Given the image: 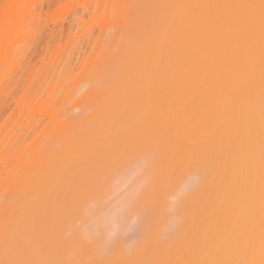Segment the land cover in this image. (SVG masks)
I'll return each instance as SVG.
<instances>
[{
    "label": "bare ground",
    "instance_id": "1",
    "mask_svg": "<svg viewBox=\"0 0 264 264\" xmlns=\"http://www.w3.org/2000/svg\"><path fill=\"white\" fill-rule=\"evenodd\" d=\"M14 1L15 0H6L8 5L6 6L7 8L4 11L5 16L1 15L5 17L3 22V27H4L3 29L5 30V32L4 31L3 32L6 35L4 37L2 36L3 38L2 37L0 38V43L1 42L9 43V40L7 42V39H11V38L13 39L16 35L15 33H19L21 30L22 20L20 22L19 18L21 17V19H23L22 15L24 13L20 14L17 12L22 10L17 9L18 6L16 3H15L16 5L14 4ZM220 1L218 7H220V3H222V1L221 2ZM32 2H34V0ZM154 2H155V11L152 12L153 19L150 18L151 13L150 15L147 14L148 15L147 17H149L150 19L148 18L147 20V18H145L147 21L144 23L145 21L144 20L141 23V27H138L139 29H137L138 31L135 34L136 38L134 37L135 38L134 48L135 47L137 48L134 50L136 52V55L134 52H132L134 53L132 54V56L134 55L133 57L134 59L132 57H131L132 59H130V61L132 60V63L130 62L131 67H129L130 64L126 65L129 68V70H127L128 68L124 66L123 69L125 71L123 72L122 70L123 73L120 71L122 73L119 76L120 79H116L115 80L116 83L111 84L112 86L115 85L114 88H117L115 90L117 93L116 94L117 97L120 98V100L122 99L121 100L122 104L124 105L126 104V105L122 108L119 107L120 101L119 103L115 102L116 104H118L117 105L118 107L116 105L114 107L117 108L119 112L118 114H115L114 112L113 114L111 112L113 116L109 112V114L112 117L110 115L105 117L108 120L104 125V132H103L104 135H102V137L93 138L91 137L90 134L89 138L84 139L85 138L84 137L80 139L82 141L78 142L73 147L72 151H70V154L69 153L65 154V157L63 156V158L59 159L56 165L55 162H53L54 163L53 166L52 161L54 160L52 159H51L52 167L50 164H48L49 162L47 163V166H49L47 170L49 169L50 176L47 178L46 176L45 178L42 177L43 179L39 178L41 179V181L39 180L40 183L37 184L39 186H37L34 182V186L37 188L31 186V188L33 189V193H32V189H30V196H28L29 200L26 203L27 208L25 206L26 210H24L26 214H24L23 212L24 216H22L23 215L22 214L19 218L17 217V219L19 220L12 219L10 222L11 226L9 224L6 226L3 225L5 226L4 227L5 229L8 227V231H7L8 234L10 232H12V234L10 236V244L8 246V251H6L5 255L2 254V252H1L2 255L0 254V257H2V259L0 258V264H70L71 261L77 263L80 257L79 258L76 257L77 259L74 258L75 260L78 261H75L73 259V255L76 253V251L74 252L75 250L74 245L77 243V241L75 240L74 244H73L74 241H72V244L74 246L73 247L74 254H72L71 252L70 257L69 258L65 257L66 258L65 260L62 257L63 254L62 252L64 250L61 251V247H59V244L62 242V240L59 241L58 237L55 236L58 227L57 216L58 213H60L59 211H61L59 207L62 208L61 205L63 204L61 200H64V196L66 195L68 196V194L70 196V193L72 195V193L74 194L77 191H80L81 188L84 187L83 184H85L84 181L86 180V177L90 176V174L94 173L95 171L96 172L97 171L100 172L101 170L105 171L104 168L109 167L113 163H116V165H118L117 162L121 161V159L125 156V154H128L131 150L136 148L138 149L140 148V151L142 152V147L146 146V144H148V147L145 149H147L148 152H151L150 154L152 156L151 158L150 155L148 157L151 159L149 165L151 163L150 168L152 170L151 171H149V169L147 170L145 166L147 162H145L143 166H145L148 174L139 171L140 166L138 167L137 164L135 165V167L134 166L133 168L130 167L131 169L128 168V170L125 171H122L123 169L122 167L121 171L123 173L122 172L121 173L125 178L123 177L121 178V175L119 173V176L122 180L120 179L121 182H119L118 180L117 183L119 185L116 184V186L118 185L117 195L119 194L118 192L121 189V187L119 189V186H123L122 189L124 190H122L120 195L114 196L117 197V199L115 200V198H113L115 201L112 202V204H110L105 209L99 211L94 217L92 216L93 218L89 221V223L86 225L87 227H85L84 229L87 234L88 232L86 231V229L90 230L94 234L95 233L104 234L103 239H106L111 243H113V240H118V239L121 242L120 237L124 234V232H126L127 234L128 233L127 231L130 232L134 231L136 235H138L137 233L139 232V236L140 237L143 236V240L141 237L139 238V241L140 239L142 241H144L145 239V241L143 242V244L142 241L140 242V244H142L141 246L137 244V249L135 248L137 252L133 255V257L128 259L127 257L128 255H126L127 259L126 257H124L125 258L124 259L119 257L118 254L117 257H119L118 258L119 262L117 260V262H115L114 264H264V41H263L264 39L260 40L261 38H259L258 40L256 38L259 36H257L258 33H254V31L258 26L256 28L254 26L255 28L254 30L253 24L251 22H249L251 24L246 23L247 24L246 25L243 23L245 21H243L241 22L242 24L241 25L237 23L234 20V18L230 17L229 15L230 13L228 14L222 8H216V7L214 8L213 6H217V4L214 3L216 2V0H154ZM254 2L258 4L257 1ZM225 4L227 3L225 2ZM68 5L70 7V4ZM131 5L132 3L130 4V6ZM12 6H14L17 11ZM127 6H129V4H127ZM261 6L262 8L264 7L262 4ZM260 8H258L259 11L261 10ZM9 12L11 13V15L9 14ZM8 14L10 16H8ZM17 15L19 16V18H17ZM129 15L130 14H128V16ZM259 16L261 17L260 20H262V17L264 18L262 14ZM234 17L236 19V16ZM238 17L240 18L241 16L237 15V19ZM250 18L252 17L250 16ZM255 18L253 19L255 20ZM75 24L78 23L76 22ZM237 24H239V26L241 27L242 26L244 27L245 25L247 26V27L245 26V31L242 28L243 33L248 31V29L250 28L249 30L250 32L247 33L252 34L251 32L253 29L252 36L253 37L255 36L254 38L255 40L253 39V37H248L251 38V40L253 39L252 40L253 42L250 39H248L250 41L245 40L244 39L246 37L245 34L247 33H245L244 34L245 37H243L242 35L243 33L240 34V32H238L239 28H235L238 27ZM36 30L38 32L37 27ZM40 30H42V28ZM225 30L228 31L227 33L228 38L226 37ZM79 31L80 30H78V32ZM3 32L1 34H4ZM237 32L238 34L242 35L243 38L241 39H243V41L240 39V35L238 37ZM260 32H262V30H260L259 28V33ZM35 35L33 37H37ZM58 36L59 35H57V37ZM260 36H264L263 32L261 33ZM35 39L36 38H34V40ZM0 45L3 44L1 43ZM94 48H96V46H94L92 49ZM100 52H102V50H100ZM15 58L17 59V57ZM9 73H12V70ZM29 75H31V73ZM21 76L22 73L20 77ZM85 76L83 79H85ZM33 78L32 81L34 80ZM12 82L10 78L6 79V83H8V86L9 83L12 84ZM19 82L17 84H19ZM107 84L109 85V83ZM28 87L27 89H29ZM114 88L112 87L110 89L114 90ZM75 89L77 90V87ZM106 93H108L110 96L109 92ZM32 95L33 94L30 92V96H31L30 98H32ZM35 96H37L36 93ZM110 97L107 96V101L112 102V99L114 97L112 96ZM24 99L25 97L21 99L20 102H17L18 100L15 101L17 105L21 104L19 109L22 108L21 106L25 105V104L23 105ZM89 100L90 98L88 99V101ZM123 100L125 101L124 103ZM6 103H8V101ZM120 106H122L121 103ZM114 107L113 105L111 107L113 108V111L117 110L114 109ZM111 108H108L107 110L112 111ZM119 108L121 109V111ZM2 109L4 110V108ZM21 110H23V108ZM15 111H17V109ZM0 112L2 111L0 110ZM19 113L22 115L20 111ZM27 120L29 121V119ZM12 124H14V122H12ZM4 128H6V125L4 126L3 124L2 129L0 128V131L2 130V132H0V135L1 133L5 132ZM7 133L9 134V132ZM55 147H57V145H55ZM132 153L135 154L136 152L134 153L133 151H131V155ZM143 158H145V156ZM124 160L125 159H123L122 161ZM115 166L114 168H116ZM41 169H39V171ZM141 169L143 170V168ZM45 170L46 168L44 170L42 169L43 172L48 173V171ZM36 171L38 170L36 169ZM192 171L193 173L196 172V175L198 174L199 177L197 176V178H195L197 182H195V180L193 182L194 184L197 183L196 185L194 184L192 185V183L190 182L191 185L188 187L187 184L188 181L190 180L188 178L190 177L186 179L184 178L186 177V174L188 175V173L190 172L192 173ZM138 173L140 175H138ZM95 175L96 173H94V176ZM192 176L194 175L192 174ZM26 177L29 176L26 175ZM114 178L115 177H113V179ZM116 180L117 179L115 178V181ZM87 183L90 184V182L88 181ZM107 183L109 182L107 181L106 184ZM149 184L151 185L150 188H152L151 190H153V192L151 193L149 192L148 196L145 197L142 195V189L144 188L143 193L144 192L146 193L147 188L150 186ZM112 185L115 186L114 183ZM112 185L111 187H113ZM124 185L126 188L124 187ZM102 187L104 189L103 185ZM105 187L106 189L107 188L109 189V184L108 187L106 185ZM157 187L160 188L163 187V190L161 188L160 191V189L158 190ZM186 187L188 188V190L186 189ZM153 188L156 189V192L158 194L160 193L159 196H161V192L162 195L164 193V195L161 198L159 197L161 203L163 202L166 203V198L171 197L172 201L173 198H175L177 201L178 194L185 195V197L181 196L179 198L178 200L179 210H177L176 214L174 215L176 217L178 216L179 220L176 219L175 217H172L175 219H171L172 221L171 223L168 222L169 223L168 225L171 226L172 229H175L173 230L175 231L174 232L175 237L171 239V241L175 240V242L173 241L174 242L173 244H171L172 242L168 244L171 247L169 250H165L164 248L159 247V243L156 240L152 238L148 239L149 238L148 235H150L149 233H151L152 231L154 235V230L156 229L154 222L150 223V221L156 220L157 218L154 215V214L157 215V212L155 211L156 209L154 210L152 208V203H154L152 199H155V197L152 195L154 194ZM184 188L187 190V193H184L186 192V190L184 191ZM114 192H116V189ZM113 194L111 195V197L113 196ZM150 194L152 195V199L150 198ZM35 195L37 196L35 197ZM181 198H184V200H182V203L180 201ZM145 199L146 200L148 199L147 200L148 206L151 204L150 212L148 211L150 209V206L149 208L146 207L147 204L145 205L146 203ZM19 200H21V198ZM83 201H85V199ZM148 201H151V203ZM80 202L82 203V201ZM57 203L60 204L59 207H57L58 206L56 205ZM91 204H95V201L91 202ZM159 204L160 201H157L156 205L159 206ZM174 204L172 206H174ZM78 205L79 204H77V206ZM166 205L167 204H165V206ZM81 206H83V204ZM95 206L96 204L93 207ZM100 207L102 208L101 205ZM73 209H75L74 206ZM170 209H172V207ZM153 210L154 213L152 212ZM11 211H12V207H11ZM167 212L170 211L168 210ZM74 213H76V211H74ZM71 215L73 214L71 213L70 216ZM133 216H135L134 217L135 220L132 218ZM158 219H161V217H159ZM66 222H68V219H66ZM150 224L152 225L150 226ZM73 225L75 224H72V228ZM152 226L155 229L151 228ZM78 227H75V229H78ZM66 229L68 228L66 227ZM63 230L61 234L60 232H57L56 234L59 233L60 235H62ZM169 231H171L170 228ZM146 232L148 234H146ZM71 233L68 232L69 235ZM80 233L81 232H79V234ZM8 234L7 236L6 234L4 235L5 239L2 238L3 241H6L7 239L6 237H9ZM79 234H77L76 232L75 236H78ZM157 235H159L158 227H157ZM146 236L148 240L146 239ZM71 238H72V234H71ZM2 239H0V243L2 242ZM76 239H80V236H78ZM91 239L92 238H90V240ZM66 240L69 241L68 238ZM133 240H135V238ZM139 241H137V243ZM78 244L80 245V240L78 241ZM131 244H134L133 241ZM89 245L92 244L89 243ZM76 246L78 247V245ZM118 247L119 245L117 246V248ZM71 248L72 247H70L69 249ZM128 248L125 249L128 250ZM125 249L124 250L122 249L121 251L124 252ZM130 249H132V246H130ZM86 251H89V249H87ZM125 252L123 254H125ZM85 257L81 258L82 262L80 260V263L78 262V264H98L96 262L95 263L86 262L88 260ZM84 258L86 260H84ZM68 259H70L71 261H69ZM110 261L112 262V259Z\"/></svg>",
    "mask_w": 264,
    "mask_h": 264
},
{
    "label": "rangeland",
    "instance_id": "2",
    "mask_svg": "<svg viewBox=\"0 0 264 264\" xmlns=\"http://www.w3.org/2000/svg\"><path fill=\"white\" fill-rule=\"evenodd\" d=\"M32 1L33 0H22V2H21V0H15L14 1V4L16 3L17 6H18L17 9L18 10H22V11H17L14 6H12V7H14L15 10L18 13H20V14L24 13L22 15L23 19H21V17L19 18V16H18L19 14L17 15V18L20 19V22L22 20V22H21L22 27H21V30H20L21 33L20 32L19 33H15L16 35L14 34L15 37L13 39L12 38L11 39H7V42L9 40V43L1 42L3 45H0V89H1L0 92L2 91L0 93V96L2 97V99L0 97V107H1L0 110L2 111V112H0V119L3 117L0 120V123L2 124V122H3L4 126L6 125V128H4L5 132L1 133V135H0V160H1L0 161V239L4 238L5 234H6V236L8 234V232H7L8 231V227L6 229L4 227L6 225H8V224L11 226V224H10L11 220L12 219L16 220L17 217L19 218L23 214L24 210H26L25 206L27 208V204L26 203L29 200L28 196H30V189H32L31 186H34V182L37 185L41 181V179H39V178H42V177L45 178V176L47 178V177L50 176V174H49L50 171H49V169L47 170V168L49 167V166H47V163L49 162L48 164L51 165V159H52V160H54V161H52L53 166H54L53 162H55V165H56V163H57V161L59 159L63 158V156L65 157V154H68V153L70 154V151H72L73 147L78 142L82 141L80 139H82L84 137H85L84 139H87V138L90 137V134H91V137H93V138L102 137V135H104V133H103L104 132V125L106 124V122L108 120L105 117L109 116L113 112L115 114H118L119 111L114 106L115 105L117 106L118 104H116V103H119V101H120V103L122 105V106H120V103H119V107L123 108L126 105V104L125 105L122 104V102H121L122 99L120 100V98H118L117 95H116L117 93H116L115 90L117 88H114L115 85L112 86L111 84H115L116 83L115 80L116 79H120L119 76L125 71L123 69L124 66L128 68V66H126V65L130 64L129 67H131L132 60L130 61V59H132L134 57V55L132 56V54L135 53V55H136V52L134 50L137 47L134 48V45H135V38H136L135 34L138 31L137 29H139L138 27H141V23L144 20H145L144 23L148 20L149 17H147V16L150 15V13H151V17L150 18L153 19V13L152 12L155 11V2H154V0H140L141 2L139 0H132V1L131 0L130 1L129 0L128 1L127 0H80V1L79 0L78 1L77 0H75V1L74 0H70V1L69 0H34V2H32ZM219 1L220 0H216V2H214L215 4H217V6H213L214 8L215 7L216 8H222L228 14L230 13L229 14L230 17L234 18V20L237 23H239V24H241V22L245 21V22H243L244 24H246V23L247 24H251L252 23L253 24V28H254V26H255V28L258 26L256 28V30L254 28V30H255L254 33H258V35L257 34L256 35L259 36V37H256V38L258 40H259V38H261L260 40L264 39V36H260L262 32L264 34V30H263L264 29V18L262 17V20H260L261 17L259 16L261 14L264 16V10H262V9H264V7L262 8V6H261V4L264 6V0H221L222 3H220V7H218ZM248 1H249V3H251L252 1L253 2L251 4H249ZM254 1H257L258 4L256 2H254ZM49 2H50V4H49ZM129 2L132 3L131 6H130L131 3H129ZM153 2H154V4H153ZM225 2L227 4H225ZM79 3H80L81 6L79 5ZM126 3L129 4L130 8L132 7L131 11H130L129 6H127ZM228 3H229V5H228ZM68 4H70V7H69ZM7 5L8 4H7L6 0H0V22L2 21L0 23V34L3 31L5 32V30L3 29L4 28L3 27V22H4V18L5 17H3L1 15H4V11L7 8L6 7ZM231 5H233V6H231ZM34 7H35V9H34ZM242 7L245 8V9H243ZM36 8H37V10H36ZM126 8H128V9H126ZM234 8L237 10V13H236V10ZM258 8H260L263 11V13H262L261 10L259 11ZM80 9H81V11H80ZM146 9H147V11H146ZM238 9H240L241 11L238 10ZM254 9H255V11H254ZM12 10H13V8H12ZM133 10L134 11L136 10L135 13H134ZM256 10H258V11H256ZM76 11H77V14H76ZM148 11H149V13H148ZM251 11H252V13H251ZM131 13H133L134 15L131 14ZM233 13H235V14H233ZM9 14L11 15L10 12H9ZM9 14H8V16H10ZM128 14H130V15L128 16ZM140 14H141L142 17L140 16ZM249 14H250V16L252 18H250ZM52 15H54V16H52ZM237 15L241 16V17L240 18L238 17V19H237ZM89 16H91V17H89ZM234 16H236V19H235ZM257 17H259V18H257ZM145 18H147V20ZM253 18H255V20ZM87 19H89L90 21L87 20ZM257 19H258L259 22L257 21ZM27 21H29V22H27ZM86 21H87V23H86ZM261 21H263V22H261ZM76 22L78 24H75ZM249 22H251V23H249ZM255 23H256V25H255ZM239 24H237L238 27H235V28H239L238 32H240V34H241V33H243L242 32L243 29L245 31V26L247 24L244 27L243 26L242 27L239 26ZM36 27L38 29V32L36 30ZM41 28H42V30H40ZM259 28H260V30H262V32H260V33H259ZM35 30H36L37 34L35 33ZM78 30H80V31L78 32ZM249 30H250V28L248 29V31H246V32H244L242 34L243 37H245L244 36L245 33L250 32ZM133 31H135V32H133ZM225 31H226L225 34H226V37H227L228 36L227 35L228 31L227 30H225ZM236 31H237V29H236ZM238 32H237V35L239 37L240 34H238ZM32 33H33V35H32ZM251 33L252 34H250V33L248 34L247 33L248 35L245 34L246 37L244 39L245 40H248V39L251 40V38H248V37H253L252 36L253 35V29H252ZM40 34H42V35H40ZM5 35H6L5 33L1 34L0 38L2 36L4 37ZM34 35L37 36V37H33ZM57 35H59V36L57 37ZM86 35H88V36H86ZM242 35H240V39L243 38ZM38 37H39V39H38ZM34 38H36L37 40L35 39L36 40L35 41ZM254 38H255V36L253 37V39ZM240 39H239V41H240ZM241 40L243 41V39H241ZM250 40H248V41H250ZM84 42H85V44H84ZM25 44H27L28 46L25 45ZM37 44H38V46H37ZM62 44H63V46H62ZM16 46H17L18 49L16 48ZM94 46H96V48L92 49ZM32 49H33V51H32ZM99 49L102 50V52H100ZM30 50H31V52H30ZM37 50H38V53H37ZM64 52H65V54H64ZM132 52H134V53H132ZM30 53H31V55H30ZM34 53H36V54H34ZM39 53H41V54H39ZM14 56L17 57V59ZM64 56H66V57H64ZM25 57H27V58H25ZM27 59H28V62H27ZM47 60H49V61H47ZM71 60H72V62H71ZM4 64H5V66H4ZM20 64H21V66H20ZM55 64H56V67H55ZM98 65H99V67H98ZM26 67H27V69H26ZM32 68H33V70H32ZM28 69H29V71H28ZM11 70H12V73H9V72H11ZM23 70H26V71H23ZM122 70H123V72H122ZM127 70H129V68ZM21 73H22V76H21L22 78L20 77ZM30 73H31V75H29ZM8 74H9V76H8ZM12 76H14V77H12ZM84 76H85V79H83ZM5 78L6 79L10 78L11 82L13 81L12 84L9 83V86H8V83H6V79ZM19 78H21V79H19ZM32 78L34 79L33 81H32ZM2 79H3V81H2ZM18 79H19L20 82L18 81ZM35 79H36V81H35ZM16 81H18L19 84H17L18 82H16ZM24 81H25V83H24ZM74 82H76V83H74ZM38 83H39V85H38ZM107 83H109V85ZM21 84H22V86H21ZM92 84H93V86H92ZM40 85H42V86H40ZM107 85H108L109 88L107 87ZM12 86H13V88H12ZM75 86L77 87V90L75 89L76 88ZM15 87H16V89H15ZM27 87L29 89H27ZM85 87H87V88H85ZM112 87L114 88V90L110 89ZM2 88H5V89H2ZM81 88L82 89L84 88V89L82 90ZM106 88H107L108 91L106 90ZM8 90H10V91H8ZM81 90H82V92H81ZM4 91H6V92H4ZM13 91H14V93H13ZM8 92H11V93H8ZM30 92L33 94L32 98H34V99L30 98L31 97L30 96ZM42 92H43V94H42ZM106 92H109L110 96L114 97L112 99V102L111 101L110 102L107 101V96L108 97H110V96ZM35 93H36L37 96H35ZM12 95H13L14 98L12 97ZM6 96H7V99H6ZM9 97H11V98H9ZM24 97H25L26 100L24 99L23 105L24 104L25 105L21 106L23 108V110H21L22 108L19 109L21 104L17 105L15 103V101L18 100L17 102H20L21 99H23ZM3 98H5V99H3ZM89 98H90V100L88 101ZM48 100H49V102H48ZM66 100H67V102H66ZM108 100H110V99H108ZM7 101H8V103H6ZM107 102L109 103V105H108ZM124 102L125 101L123 100V103ZM4 103H5V105H4ZM111 103H113V104H111ZM42 104H43V106H42ZM85 104H86L87 107L85 106ZM3 105H4V107H3ZM6 105H8V106H6ZM112 105H113L114 109H117V110L113 111V108H111ZM100 106H103V107H100ZM104 106H105V108H104ZM49 107H51V108H49ZM2 108H4V110ZM96 108H97V110H96ZM108 108H111L112 111L107 110ZM14 109L15 110L17 109V111H15ZM12 111H13V113H12ZM19 111L21 113L24 111L22 113L23 116L19 113ZM120 111H121V109H120ZM109 112H110V114H109ZM16 113H18V114H16ZM34 114H35V116H34ZM113 114H112V116H113ZM18 116H20V117H18ZM27 119H29V121ZM12 122H14V124H12ZM89 123H90V125H89ZM1 124H0V126L3 127V124L2 125ZM38 124H39V126H38ZM82 124H84V125H82ZM14 126H15V128H14ZM44 126H46V127H44ZM2 127H0V128L2 129ZM30 127H31V130H30ZM90 128H91V130H90ZM15 129H16V131H15ZM40 129H42V130H40ZM0 132H2V130ZM7 132H9V134ZM7 141H8V143H7ZM37 142H38V144H37ZM55 145H57V147H55ZM147 147H148V144H146V146L142 147V152L140 151V148L139 149L136 148V149L131 150L134 153L135 152L136 153L135 154L132 153V155H131V151H130L128 154H125V156L121 159V161L117 162L118 165H116V163H113L109 167L104 168L105 171L104 170L103 171L101 170L100 172H98V171L96 172L95 171L94 173H96V175H95L96 177L94 176V173L90 174V176L86 177V180L84 181L85 184H83L84 187H82L80 191H77L74 194L72 193V195L70 193V196L68 194L69 197L67 195L64 196V200H61L62 203H63L61 205L62 208L59 207L60 204H58V203L56 204V205H58L57 207H59V209L61 210V211H59L60 213H58V216H57V218H58V227H57L56 233L60 232V234H61L63 228H64V230H63L62 235H60L59 233L58 234L55 233V236L58 237L59 241L62 240V242L60 243L62 246L59 244V247H61V251L64 250L62 252L63 253L62 257L65 260H66V258L70 257V253L71 252H72V254H74L73 253V250H74L73 247L75 246L74 252L76 251V253L73 255V259L76 258V257L77 258L80 257L79 261L74 259L75 261H78L79 263H80L81 258L85 257V255H86L85 258L88 260L86 262H91V263L92 262H94V263L96 262L98 264H114L115 262H117L119 257L124 258V257H126V255H128L127 256L128 259L133 257V255L137 252L136 251L137 244H139L140 246L143 244L145 239H144V241H142L143 240V236H141L142 240L140 239V241H139V238H141L139 236V232L137 233L138 235H136V233L134 231H131V232L127 231L128 232L127 234H126V232H124V234L120 237V240L123 243H121L119 241V239L118 240H113V243H111L110 241H107L106 239H103V235L104 234H100V233H95L94 234L90 230L86 229V231L88 232V234H87L84 229H85V227H87L86 225L89 223V221L99 211L105 209L106 207H108L110 204H112V202H114L117 199V197H114V196L120 195L122 190H124V189H122L123 186H119V189H120V187H121V189L119 190V192H118L119 194L117 195V189H118V185H119L117 182H118V180H119V182H121V180H122L121 178L122 177L125 178L122 175V173H123L122 171L128 170V168L131 169V168H133V166L135 167L136 164L138 165V167L140 166L139 167L140 168L139 171H141L142 173H147L148 174L147 170L148 169H149V171L152 170L150 168L151 163L149 165V162H151L150 158L152 156L150 154L151 152H148L147 149H145ZM149 147H150V144H149ZM143 148H144V150H143ZM49 149H51V150H49ZM55 149H56V151H55ZM136 150H138V151H136ZM149 155H150V158H148ZM144 156H145V158H143ZM123 159H125V160L122 161ZM141 159H142V161H141ZM143 159H144V161H143ZM146 160H149V161H146ZM138 162H140V163H138ZM141 162L142 163L144 162V163L142 164ZM145 162H147V164H145ZM38 163H39V165H38ZM144 164H145L147 170H146L145 166H143ZM42 166H43V168H42ZM114 166L116 168H114ZM51 167H52V165H51ZM122 167H123L124 170L122 169ZM125 167H126V169H125ZM41 168L43 170L46 168L48 173L47 172L46 173L43 172ZM141 168H143V170ZM36 169L38 171H39V169H41V170L38 172V171H36ZM121 169H122V171H121ZM32 171H33V173H32ZM98 173H100V174H98ZM119 173L121 175V178L119 176ZM194 173L192 171V173L190 172V173H188V175L186 174V177L184 178V179H186V178L190 177V178H188V179H190L188 181V184H187L188 187L191 185L190 182L192 183V185L194 184L193 182H194L195 178H197V176H198V174L196 175V172H194ZM192 174L194 176H192ZM26 175L29 176V177H26ZM138 175H140V174L138 173ZM189 175H191L192 177L189 176ZM88 177H89V180H88ZM113 177H115L117 180L115 181V178L113 179ZM138 178H139V176H138ZM111 179H113V180H111ZM87 181L90 182V184L87 183ZM107 181L109 183L106 184ZM104 182H105V185L107 187H108V184H109V189L107 188L108 190L106 189V187L104 185ZM110 182H111V184H110ZM195 182H197V181L195 180ZM19 183H20L21 186L19 185ZM113 183L115 184V186L112 185ZM101 184L104 186V189H103ZM116 184H118V185L116 186ZM196 184H194V185H196ZM111 185L113 187H115V188L111 187ZM143 185H145V184H143ZM37 186H39V185H37ZM124 187H125V185H124ZM150 187H151V185L147 188L146 193L145 192L143 193V191H144L143 189L144 188L142 189V195L143 196L147 197L149 192L150 193L153 192V190H151L152 188H150ZM35 188H37V187H35ZM157 188H158V190L160 189V191H161V188L163 190V187H161V188L157 187ZM24 189H25V191H24ZM112 189H113V191H112ZM115 189H116V192H114ZM186 189L188 190L187 187H186ZM186 189L184 188V191ZM187 190L184 193H187ZM107 191H108V194H107ZM35 192H36V190H35ZM111 192H113L114 194L111 193ZM32 193H33V189H32ZM112 194H113V196L111 197ZM19 195H20V197H19ZM152 195L155 197L156 200L152 199ZM152 195L150 194V198L154 202V203H152V208L154 210L156 209L155 211L157 212V215L156 214H154V215L157 218H156V220L150 221V223L154 222V225L156 226V229L153 226L151 227V228L155 229L154 230V235H153V232L151 231V233H149L151 236L148 235L149 236L148 239L152 238V239L156 240L159 243V247L164 248L165 250H169L171 247L168 244L170 242H172L171 244H173L175 242V240L171 241V239H173V237H175V235H174L175 231H173L175 229H172V227L168 225L169 224L168 222L171 223L172 222L171 219H175V218L179 220V217L177 216L178 217L177 218L174 215L176 214L177 210H179L178 209V206H179L178 200H179V198L181 196L185 197V195L183 194L184 195L183 196L182 194H178L179 196L177 195V201H176L175 198H173L174 202L172 201L171 197H170L171 199L170 198H166V203H164L162 201L164 204L161 203V200L159 199V197L161 198L164 195V193L162 195V192H161V196H159L160 193L158 194L156 192V189H154V194H152ZM36 196L37 195H35V197ZM88 197H89V199H88ZM20 198H21V200H19ZM113 198H115V200ZM84 199H85V201H83ZM90 199H92V200H90ZM30 200H31V198H30ZM147 200H146L145 205L147 204L146 207H148V208L150 206V209L148 210L150 212V210H151V204H150L151 201H148V202H150L149 203L150 205L148 206ZM182 200H184V198H181V200H180L181 203H182ZM61 201H60V203H61ZM80 201H82V203ZM93 201H95V204H96L95 207H93L95 204H91V202H93ZM157 201H160L159 206L156 205ZM77 204H79V205L77 206ZM82 204H83V206H81ZM165 204H167L168 206L167 205L165 206ZM173 204H174V206H172ZM15 205H16V207H15ZM97 205H98V207H97ZM100 205L102 206V208L100 207ZM73 206H74L75 209H73ZM169 206H170V208L172 207V209H170ZM11 207H12V211H11ZM77 207H78V210H77ZM86 207H88V208H86ZM85 208H86V210H85ZM93 208H94L95 211L93 210ZM95 208L97 209V211H96ZM154 210L152 211L153 213H154ZM168 210L170 212H167ZM64 211H65V213H64ZM74 211H76V213H74ZM83 211H84V213H83ZM158 212H159V214H158ZM71 213L73 214V215H71L72 217L70 216ZM79 213H80V215H79ZM9 214H10V216H9ZM24 214H26V213L24 212ZM24 214L22 216H24ZM149 214H152V213H149ZM78 215H79V217H78ZM65 216H66V219H68V222H66ZM134 217L135 216H133L132 218L134 219ZM159 217H161V219H158ZM172 217H175V218H172ZM17 220H19V219H17ZM82 220H85V221H82ZM72 224H75V225H73L74 229L72 228ZM3 225H5V226H3ZM82 225H83V227H82ZM151 225L152 224H150V226ZM2 226H3V228H2ZM66 227L68 229H66ZM75 227H78V229H75ZM157 227H158V234L159 235H157ZM167 227H169L171 231H169V228H167ZM10 228H9V230H10ZM82 229L84 230V232H83ZM164 229H166L167 231L164 230ZM69 230H71V231H69ZM68 232H70V233L72 232L71 233L72 234V238H71V234L69 235ZM76 232H77V234H79V232H81L78 235V236H80V239H76L78 237V236H75ZM169 232H170V234H169ZM130 233H132V234H130ZM11 234H12V232H10L8 234L9 237L5 236L7 238L6 241H3V239H2V242L0 243L1 244L0 245V254L2 252V254L5 255L6 251H8V246L10 244V236H11ZM63 234L65 235V237L68 235L66 237V239L68 238L70 243H69V241H67L65 239ZM81 234H82V236H81ZM99 234H100L101 238H100ZM146 234H148V233L146 232ZM130 235H131V237H130ZM74 237H76V238H74ZM89 237L92 238V239L90 240ZM127 238H128V240H127ZM134 238H135L136 241L133 240ZM160 238H162V239H160ZM146 239H147V236H146ZM7 240H8V242H7ZM75 240L77 241V243L73 246V244L75 243ZM79 240H80V245L78 244ZM72 241H74L73 244H72ZM132 241H133L134 244H131ZM137 241H139V242L137 243ZM141 241H142V244H140ZM107 242H109V243H107ZM119 242H120V244H119ZM63 243H64V245H63ZM89 243L92 244V245H89ZM69 245H71V246H69ZM76 245H78V247ZM82 245H83V248H82ZM118 245H119V247L117 248ZM130 246H132V249H130ZM65 247H66L67 250L65 249ZM70 247H72V248L69 249ZM124 247L125 248L129 247V248L127 250ZM78 248H80V249H78ZM120 248H122L123 250L125 249V251H127V252L124 251L125 254H123L124 252H122L121 251L122 249H120ZM138 248H139V246H138ZM85 249L86 250L89 249V251H86ZM90 249H91V252H90ZM72 254H71V257H72ZM82 254H83V257H82ZM100 254H102V255H100ZM117 255L119 257H117ZM99 256H100V258H99ZM109 256H110V258H109ZM127 257H126V259H127ZM0 258L2 259V257H0ZM85 258H84V260H86ZM111 259H112V262L110 261ZM68 260L71 261L72 258H71V260L70 259H68ZM121 260H123V259H121ZM78 262L76 263L74 261L73 262L71 261L70 264H73V263L74 264L75 263L78 264ZM81 262H82V260H81ZM118 262H119V260H118ZM66 263H67V261H66Z\"/></svg>",
    "mask_w": 264,
    "mask_h": 264
}]
</instances>
